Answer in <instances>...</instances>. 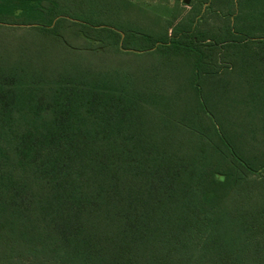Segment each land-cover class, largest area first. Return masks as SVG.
Here are the masks:
<instances>
[{"label":"trees","instance_id":"1","mask_svg":"<svg viewBox=\"0 0 264 264\" xmlns=\"http://www.w3.org/2000/svg\"><path fill=\"white\" fill-rule=\"evenodd\" d=\"M215 2L202 6L229 14L221 37L204 18L143 32L123 2L114 14L109 0H0L2 29L34 41L33 57L0 58V264H264V160L209 113L204 89L242 46L259 47L244 64L264 71V34L228 33L264 29V8L244 18ZM68 34L87 53L181 55L193 83L170 87L160 60L142 73L63 59Z\"/></svg>","mask_w":264,"mask_h":264},{"label":"rangeland","instance_id":"2","mask_svg":"<svg viewBox=\"0 0 264 264\" xmlns=\"http://www.w3.org/2000/svg\"><path fill=\"white\" fill-rule=\"evenodd\" d=\"M59 1V0H58ZM70 2V0H67ZM77 0H71L75 4ZM103 1V0H95ZM108 2V0H106ZM136 4L132 3L131 0H109L110 10L114 14L118 13L117 8H119L118 3H124V20H132L136 22L143 32H153L157 35L166 34L170 31L173 34V30H177L181 26L189 25V20L194 18L196 22L200 18H204V21H200L202 28H206V21L211 29L215 32L220 33L219 37L225 34L226 25L223 22L229 21L228 17H223L224 21L220 20V16H229L227 13L220 11L219 15L213 12L202 11V7L195 9L196 6H191L196 2L191 0V5H185L183 0H150L151 4L142 3L141 0H133ZM157 3H153L156 2ZM202 1H200L202 6ZM215 5L222 8L225 4H220L222 0H215ZM240 5L238 9L242 10V15L247 18L248 14L246 11V6L248 5L251 9H255L253 14H256L258 10H263L264 0H246V4L238 0ZM45 5H47L45 3ZM222 10V9H221ZM257 10V11H256ZM252 15V14H251ZM256 18V17H255ZM211 19V20H209ZM254 20V19H253ZM253 20L246 22L247 29H242L239 33L232 35L230 34V40L234 41H244L247 37H255V35L262 36L264 32H259L254 34L256 29L262 25L260 21L256 19L257 22L253 23ZM121 21V20H120ZM212 21V22H211ZM211 22V23H209ZM253 23V24H252ZM211 24V25H210ZM250 24V25H249ZM253 26V27H252ZM250 27V28H249ZM0 26V58L11 57L17 53H24L22 55L26 57L34 56V41L28 37L25 30L21 29L16 32H11L2 29ZM189 32L195 30L194 26H190ZM205 30V29H204ZM258 30H264L258 28ZM7 31V32H6ZM183 31V30H181ZM214 31L211 33H215ZM148 33V34H149ZM207 32L206 38H209L211 34ZM212 35V34H211ZM172 36V35H170ZM70 46L72 48L63 45L62 42L58 41L60 45L59 49L62 51V56L65 58H73L75 61L78 60L83 62L87 67H92V69H97V67L106 66L109 71L114 72L120 67L126 69L127 71L136 70L137 72H148V70L155 69L158 66L159 60L161 61V69L163 73L170 77L169 84L170 87L178 92L187 90V86H191L193 83L191 80V73H194V64L185 60V57L181 55H174L173 57H163L159 54L153 55H143L141 57L134 55L132 53H106L102 49L98 48V45H93L94 51L97 53H87L83 52L82 49L88 47V44H82L83 41L78 40V36L74 34L67 35ZM201 39H205L201 36ZM264 46V45H263ZM80 49V51L77 50ZM242 46L240 52L233 54L230 63L226 64L225 72L223 76L218 79H213L206 81L204 89L207 90L206 94L208 96L207 103L210 106L209 113H214L217 118L224 122V127L228 135H233L238 137L241 142V148L259 157L260 160H264V82L260 79H264L263 75H260L262 69L248 70L246 68L245 60L248 58H255L257 63L260 57L254 54L260 53L262 51L250 50V52L245 51ZM19 52H16V51ZM162 57V58H161ZM169 61V62H168ZM164 67V68H163ZM264 73V71H263ZM246 75V77H245ZM245 77V78H244ZM217 80V81H216ZM216 84V85H215ZM195 85V84H194ZM197 85V83H196Z\"/></svg>","mask_w":264,"mask_h":264},{"label":"crops","instance_id":"3","mask_svg":"<svg viewBox=\"0 0 264 264\" xmlns=\"http://www.w3.org/2000/svg\"><path fill=\"white\" fill-rule=\"evenodd\" d=\"M132 1V3H134V4H136L133 0H131ZM172 1V0H171ZM184 1V0H183ZM195 0H193V2H194ZM200 1L201 0H196V2L194 3V4H192L191 2H190V4L189 5H187V6H190L191 4V6H197L199 3H200ZM141 2L143 3H145V4H151L152 2L150 1V0H141ZM241 2H244V4H246V0H241ZM153 3H157V1L156 2H153ZM186 5V4H185ZM209 6V4H206V5H203V6H201L202 7V11H205L206 9H207V7ZM235 10H237L238 11V0H235ZM208 22V21H207ZM212 22V21H211ZM211 22H209V23H211ZM211 25V24H210ZM209 26V25H208ZM206 29V28H205Z\"/></svg>","mask_w":264,"mask_h":264},{"label":"water","instance_id":"4","mask_svg":"<svg viewBox=\"0 0 264 264\" xmlns=\"http://www.w3.org/2000/svg\"><path fill=\"white\" fill-rule=\"evenodd\" d=\"M190 2H191V0H184V3H185L186 5H189Z\"/></svg>","mask_w":264,"mask_h":264}]
</instances>
